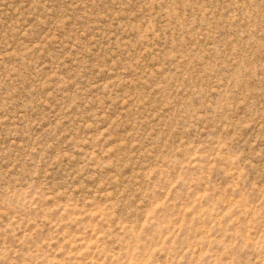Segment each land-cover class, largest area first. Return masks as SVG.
Returning a JSON list of instances; mask_svg holds the SVG:
<instances>
[{
  "label": "rangeland",
  "instance_id": "374dc122",
  "mask_svg": "<svg viewBox=\"0 0 264 264\" xmlns=\"http://www.w3.org/2000/svg\"><path fill=\"white\" fill-rule=\"evenodd\" d=\"M0 264H264V0H0Z\"/></svg>",
  "mask_w": 264,
  "mask_h": 264
}]
</instances>
